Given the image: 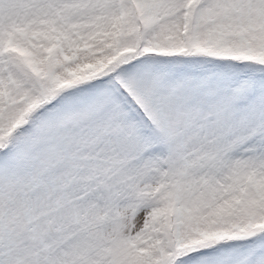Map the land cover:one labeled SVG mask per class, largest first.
Wrapping results in <instances>:
<instances>
[{"label":"snow or ice","instance_id":"6c2138e0","mask_svg":"<svg viewBox=\"0 0 264 264\" xmlns=\"http://www.w3.org/2000/svg\"><path fill=\"white\" fill-rule=\"evenodd\" d=\"M0 264H264V0H0Z\"/></svg>","mask_w":264,"mask_h":264}]
</instances>
